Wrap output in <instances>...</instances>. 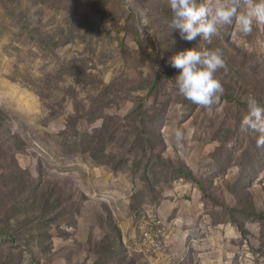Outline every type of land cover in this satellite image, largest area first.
<instances>
[{
	"label": "rangeland",
	"instance_id": "rangeland-1",
	"mask_svg": "<svg viewBox=\"0 0 264 264\" xmlns=\"http://www.w3.org/2000/svg\"><path fill=\"white\" fill-rule=\"evenodd\" d=\"M170 20L168 0H0V264H264V147L241 131L264 25L209 43ZM192 48L225 61L210 109L175 87Z\"/></svg>",
	"mask_w": 264,
	"mask_h": 264
},
{
	"label": "clouds",
	"instance_id": "clouds-1",
	"mask_svg": "<svg viewBox=\"0 0 264 264\" xmlns=\"http://www.w3.org/2000/svg\"><path fill=\"white\" fill-rule=\"evenodd\" d=\"M240 3L241 0H168L171 11L169 27L178 29L184 40L193 41L200 36L210 43L212 37L219 36L221 29L235 20L239 32L250 35L254 25H264V0H243L238 11ZM171 65L181 70L174 82L185 99L205 109L219 103L224 89L215 74L218 69L225 68L219 50H182L171 58ZM247 109L241 121V131L251 130L257 134V147H264V106L250 96ZM174 136L179 143L184 134L177 129Z\"/></svg>",
	"mask_w": 264,
	"mask_h": 264
},
{
	"label": "trees",
	"instance_id": "trees-1",
	"mask_svg": "<svg viewBox=\"0 0 264 264\" xmlns=\"http://www.w3.org/2000/svg\"><path fill=\"white\" fill-rule=\"evenodd\" d=\"M221 97H224V95H222L221 94ZM179 172L181 173V174H183V175H185V177H189V178H193L192 177V174L191 173H189V172H186L185 171V169L184 168H180L179 169ZM40 207L42 208V209H44V210H47V209H49V206L47 205V204H40ZM240 230L242 231L243 229L242 228H240ZM0 235H2L3 237H4V239L6 240V239H13V235L10 233H8V232H5V230L2 228V226H1V224H0ZM39 264V263H38Z\"/></svg>",
	"mask_w": 264,
	"mask_h": 264
}]
</instances>
